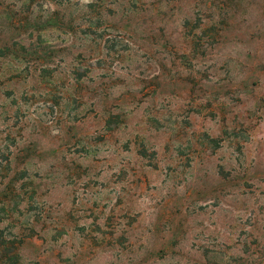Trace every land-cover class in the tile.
<instances>
[{
  "label": "rangeland",
  "instance_id": "obj_1",
  "mask_svg": "<svg viewBox=\"0 0 264 264\" xmlns=\"http://www.w3.org/2000/svg\"><path fill=\"white\" fill-rule=\"evenodd\" d=\"M0 255L264 264V0H0Z\"/></svg>",
  "mask_w": 264,
  "mask_h": 264
},
{
  "label": "trees",
  "instance_id": "obj_2",
  "mask_svg": "<svg viewBox=\"0 0 264 264\" xmlns=\"http://www.w3.org/2000/svg\"><path fill=\"white\" fill-rule=\"evenodd\" d=\"M37 50L38 49H34L33 51H32V53H37ZM17 254H15V256H16ZM3 258H4V255L2 256V255H0V259H1V261H3Z\"/></svg>",
  "mask_w": 264,
  "mask_h": 264
}]
</instances>
